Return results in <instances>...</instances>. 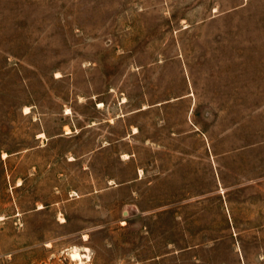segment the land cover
Wrapping results in <instances>:
<instances>
[{
  "label": "rangeland",
  "instance_id": "1",
  "mask_svg": "<svg viewBox=\"0 0 264 264\" xmlns=\"http://www.w3.org/2000/svg\"><path fill=\"white\" fill-rule=\"evenodd\" d=\"M0 264H264V0H0Z\"/></svg>",
  "mask_w": 264,
  "mask_h": 264
},
{
  "label": "bare ground",
  "instance_id": "2",
  "mask_svg": "<svg viewBox=\"0 0 264 264\" xmlns=\"http://www.w3.org/2000/svg\"><path fill=\"white\" fill-rule=\"evenodd\" d=\"M74 257H79V255L78 254H74ZM80 260V259H79Z\"/></svg>",
  "mask_w": 264,
  "mask_h": 264
}]
</instances>
